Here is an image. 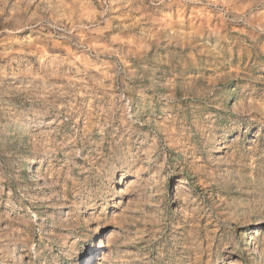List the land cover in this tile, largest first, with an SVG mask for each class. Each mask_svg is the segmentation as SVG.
Instances as JSON below:
<instances>
[{"label":"rangeland","instance_id":"1","mask_svg":"<svg viewBox=\"0 0 264 264\" xmlns=\"http://www.w3.org/2000/svg\"><path fill=\"white\" fill-rule=\"evenodd\" d=\"M0 264H264V0H0Z\"/></svg>","mask_w":264,"mask_h":264},{"label":"bare ground","instance_id":"2","mask_svg":"<svg viewBox=\"0 0 264 264\" xmlns=\"http://www.w3.org/2000/svg\"><path fill=\"white\" fill-rule=\"evenodd\" d=\"M89 258V257H88ZM84 261V260H83Z\"/></svg>","mask_w":264,"mask_h":264}]
</instances>
